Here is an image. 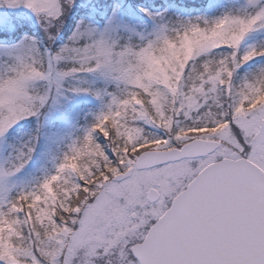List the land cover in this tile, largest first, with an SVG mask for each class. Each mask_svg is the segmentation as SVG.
<instances>
[{
  "label": "snow or ice",
  "instance_id": "6c2138e0",
  "mask_svg": "<svg viewBox=\"0 0 264 264\" xmlns=\"http://www.w3.org/2000/svg\"><path fill=\"white\" fill-rule=\"evenodd\" d=\"M0 8V264H264V0Z\"/></svg>",
  "mask_w": 264,
  "mask_h": 264
},
{
  "label": "trees",
  "instance_id": "16d2710c",
  "mask_svg": "<svg viewBox=\"0 0 264 264\" xmlns=\"http://www.w3.org/2000/svg\"><path fill=\"white\" fill-rule=\"evenodd\" d=\"M28 28L31 29L30 27ZM34 128H35L34 122L29 123L26 121H22L19 125H17L15 129H13V131L10 133L9 138L14 143L19 142L21 140H27L29 135H31V133L33 132Z\"/></svg>",
  "mask_w": 264,
  "mask_h": 264
},
{
  "label": "rangeland",
  "instance_id": "374dc122",
  "mask_svg": "<svg viewBox=\"0 0 264 264\" xmlns=\"http://www.w3.org/2000/svg\"><path fill=\"white\" fill-rule=\"evenodd\" d=\"M28 15L27 10L24 11H11L9 9L0 8V16L3 17H12L13 19H17L20 17H26ZM21 26L24 27H30L33 29L34 27H38V25H35V17H32V20L23 19L21 20Z\"/></svg>",
  "mask_w": 264,
  "mask_h": 264
}]
</instances>
